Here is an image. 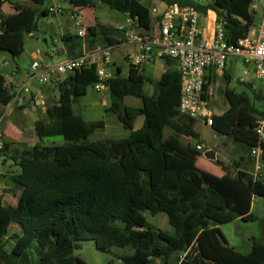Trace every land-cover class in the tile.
<instances>
[{
  "label": "trees",
  "instance_id": "trees-1",
  "mask_svg": "<svg viewBox=\"0 0 264 264\" xmlns=\"http://www.w3.org/2000/svg\"><path fill=\"white\" fill-rule=\"evenodd\" d=\"M0 0V51L13 57L24 52L25 35L39 30V20L48 16L41 6L50 0ZM74 6L72 12L108 6L137 18L149 30L153 23L152 0H60ZM194 7L205 15L213 11L224 22L226 40L235 44L246 38L255 26L253 0H160ZM9 3L14 10L6 13ZM99 40L101 32L123 33L113 26L90 28ZM66 37L65 39H70ZM107 40L106 44L115 43ZM166 71L158 81L145 76L143 67L130 66L137 77H124L121 68L110 69V105L106 111L130 131L125 138L108 136L93 139L104 130V120L88 121L74 105L97 82L95 66L68 75L51 90L58 97H47L46 117L34 123L39 140L61 136V144H35L22 152L10 142L0 151L20 167L10 176L14 204L0 195V264H88L75 255L81 242L94 241L96 248L118 254L126 264H264V240L254 239L248 253L229 245L220 226L237 219L255 221L252 213L256 197L264 198V181L240 173L237 177L217 176L198 165L202 150L185 145L182 137L197 135L195 120L180 114L182 77L173 60L164 59ZM206 94L212 80L206 76ZM153 85V94L145 85ZM6 77L0 72V105L3 111L11 100ZM47 95V94H46ZM258 100L262 93L255 92ZM132 97L140 107L126 104ZM230 107L214 116L217 132L251 149L258 143L255 126L264 120V109L257 110L244 93L227 89ZM144 121L135 129L138 117ZM166 128L172 130L167 136ZM264 149V144H262ZM165 213L172 232L164 231L143 218ZM17 224L21 234L7 251L3 238Z\"/></svg>",
  "mask_w": 264,
  "mask_h": 264
},
{
  "label": "built area",
  "instance_id": "built-area-1",
  "mask_svg": "<svg viewBox=\"0 0 264 264\" xmlns=\"http://www.w3.org/2000/svg\"><path fill=\"white\" fill-rule=\"evenodd\" d=\"M259 1L264 8V0H253V5ZM50 14H62L63 3L60 0H50ZM151 16L157 20L155 34L130 33L124 41L127 47L125 62L129 66L143 67L156 60L170 59L176 64V69L182 77L181 99L178 110L181 115L196 121H203L212 126L214 113L210 102L203 97L207 82L206 72L210 68L223 71L231 57L241 59L247 66L253 67L256 78H264V12L262 21L249 35L235 44L226 40L224 22L215 20L214 33L211 38L203 36L201 14L194 7L173 3L163 10L150 8ZM71 19L77 34H86L85 18L80 11L71 13ZM128 19H133L128 15ZM112 45L99 47L94 51L69 57L58 63L41 62L36 59L31 68L20 79L16 73L6 78V87L11 96L9 103L0 112V151L4 149L6 130L4 121L14 107L33 103L35 106H46L42 99L45 88L55 87L70 74L87 66H95L97 82L94 89L98 93L110 91L109 80L113 74L111 65ZM38 53H40L38 51ZM0 59V63H3ZM258 143L250 149V155L255 159L254 180L264 181V120L255 126ZM198 150H203V144H197ZM1 157V155H0ZM157 264L160 260L157 259Z\"/></svg>",
  "mask_w": 264,
  "mask_h": 264
},
{
  "label": "rangeland",
  "instance_id": "rangeland-1",
  "mask_svg": "<svg viewBox=\"0 0 264 264\" xmlns=\"http://www.w3.org/2000/svg\"><path fill=\"white\" fill-rule=\"evenodd\" d=\"M21 4H26L25 0H18ZM157 5L161 7V1L156 0ZM63 3V2H62ZM69 3L64 4V11L62 14H50L47 18L41 17L39 20V30L32 35H25V47L24 52L19 57H13L11 54L7 52L0 51V59L5 60L3 63H0V72L6 77H10L17 69H21V71L17 74L18 78L23 77L22 74L25 73L26 70L31 68V64L35 58V52L38 49L41 51H47L50 48H53V43L49 41L46 43L44 41L45 32L50 29L52 26L54 31L59 34L61 32L60 29V19L63 22H68L71 19V13L68 11L67 7ZM49 5V2L46 1L40 9L45 8ZM151 5V4H150ZM5 10H11L9 4L5 5ZM256 8V18H255V26L253 29H256L260 22L262 21L264 8L261 2L257 1L255 4ZM85 20L88 21L90 19H94L95 16L98 19L110 23H118V24H126V14L119 12L115 9H111L108 6L98 5L96 8H87L80 11ZM45 19V20H43ZM43 20V21H42ZM31 36H34L32 38ZM49 39V36L47 37ZM43 55V52H42ZM119 61L120 59L117 58ZM59 60V58L57 59ZM60 62V61H59ZM237 62V69L234 72L233 80L229 83V87L231 89H241L243 86L238 84V80L247 79L254 84V92L262 93L264 96V78L258 79L255 77L253 72V67L250 66V73L248 75L243 74V68L245 64L240 59ZM58 63V61H56ZM122 63V69L126 73L129 68L128 65ZM217 83L213 84V88H216ZM145 89L148 93L152 92V86L147 84ZM253 91H249V98L251 104L257 110L264 109V99L258 100ZM58 92V91H57ZM247 92V91H246ZM217 99L219 101V97H221L220 104L215 106L216 111L227 109V105L229 106V102L226 100V96L224 94V87L221 90L217 91ZM102 100L110 103V94L107 93H98L94 89V87H89L86 95L82 96L77 102L78 107L83 106H98L102 102ZM141 103L140 100L128 97L126 99L127 105L138 106ZM216 103V102H215ZM31 103L28 107L25 108L26 113L19 111L18 107H14L10 114L6 117L3 125L4 129L7 132L9 142L12 143V150H17L18 152H22L25 149L31 148L37 143L42 145H51L61 144L64 140L61 136L49 137L43 139V141L39 140L35 134L34 123L39 119H44L46 117L45 111L42 110L41 106L37 107V111L32 109ZM77 107V106H76ZM91 120H104L106 123V128L104 130L98 131L93 139H100L101 137L108 136L112 138H125L129 136L130 131L125 129L122 124L118 121L117 116L113 112H109L102 109H97L95 113L90 118ZM262 119H260L261 121ZM143 117L140 116L136 120L135 129L142 127L143 125ZM168 132H172L169 128H166L165 133L167 135ZM205 140H207L206 146H210V142L212 143V132L209 131L207 133L202 134ZM197 140L193 138L192 142L195 143ZM210 140V142H209ZM184 141V139H183ZM242 145V144H240ZM244 146V145H243ZM246 147V146H245ZM20 172V167L17 166L14 161L10 157L1 156L0 157V193L4 194V198L7 202L14 204L16 199L12 193H5L2 191L5 186L4 181L10 182V176ZM9 183L6 184V186ZM10 190V189H9ZM252 213L255 214L258 219L255 221H245L243 219H237L233 222L223 224L220 226L223 234L225 235L229 245L234 247L237 251L241 253H248L252 248V242L254 239L264 240V198L256 197L253 201ZM143 218L146 222L154 225L164 231L172 232V227L168 222V217L165 213H160L158 215H151L149 213H144ZM81 248L75 251V255L79 257V259L88 264H126L121 259L118 258V254L129 252L122 251L120 248H114L111 252H103L96 248L94 241H83L80 243Z\"/></svg>",
  "mask_w": 264,
  "mask_h": 264
},
{
  "label": "crops",
  "instance_id": "crops-1",
  "mask_svg": "<svg viewBox=\"0 0 264 264\" xmlns=\"http://www.w3.org/2000/svg\"><path fill=\"white\" fill-rule=\"evenodd\" d=\"M155 1L156 0L151 1L150 8L155 6L160 11L163 10L165 7V4L161 2L162 6L159 7L157 5V2H155ZM63 3L66 4V2H63ZM6 4H9V3H6ZM5 5L3 6V10L6 13L14 12V10L12 9L10 4L9 5L11 7V10L6 11L4 8ZM66 7H67L68 11H70V13H72L74 6H72L71 4H68V6H66ZM45 8H47V6ZM252 8H253V10H255V12H257L256 8H255V4L252 6ZM75 9H78L79 11L82 10L80 7H77ZM54 15L57 16V14H54ZM48 16L43 15L42 17L47 18ZM58 19H60L59 26H60L61 32L59 34H57L54 31V28L51 26L50 29L48 31H46L45 35H44L45 36L44 41L46 43L51 41L54 44L53 48H50L47 51H41V49H38L35 52L34 60L38 59L41 62H48L49 61V62L56 63V61L59 62V61L65 60L69 57H75V56L81 55L82 53L94 51L99 47H104V46L110 45V44H106L107 40L110 41L112 39H116L118 41L111 44L112 46L115 47V49L112 52L111 65H113V68H116L117 66L120 67L121 68V75L124 77H130L131 75H134L133 77H137L138 75L141 74L139 71H136V70H135V72H132V69L130 68L129 65H128L129 70L126 73L122 69V63L121 62L126 64L125 57H126L127 47H125L124 41L126 40L127 36L130 33L155 34L157 31V26H156L157 20L154 17H153V23H152L151 28L149 30H146L144 28H141L135 20L130 21L128 19L127 14H126V24H118L116 22L110 23L109 21L104 22V21L98 19L97 16H95L94 19H90L88 21L85 20L86 29H87L86 34L82 37H79L77 34V29L75 28V26L73 24V21L69 20L68 22H63L61 20V18H58ZM216 19H217V15L213 11H209L207 14H205L201 17L200 22H201V28H202L204 37L211 38L213 36L214 23H215ZM43 20H45V19H43ZM97 25H109V26H113L115 29H118L119 31H121L123 28L127 29V31L123 32V33L107 32L106 35H104L101 32V35H99V40H98L97 38H95L93 36V34L90 31V28L96 27ZM48 36H49V39L47 38ZM68 36L71 38L65 39ZM31 37L34 38V36H31ZM24 47H25V43H24ZM38 51L40 53H38ZM42 52H43V55H42ZM58 58H59V60H57ZM117 58H119L120 61ZM238 60H240V59L235 58V57H231L228 60L227 65L223 71H218L214 68H210L206 72V76L208 77V79L212 80V82H213L212 85L210 86L209 92L206 94V96L208 97V100L210 102L214 116L222 115L230 107V103H229V106L227 105V109H225V110L216 111V109H215L214 104H216V105L220 104V101L222 99L221 97H219V101H216V99L218 97L217 91L221 90L222 87H224L225 96H226L227 89H230V90H234L237 93H244L250 101L248 92L254 90V84L251 81L244 79V78L241 80H238V84L243 86V88H241L239 90L231 89L229 87V83L233 80V76H234L233 74L238 67L237 62H236ZM166 69H167V67H166L165 62L163 60H156L150 64L145 65L143 67V73L149 79H151L153 81H158V80H160V78L162 77V75L164 74ZM249 69H250V66H247L245 64V67L243 68V71H242L245 76L250 73ZM109 70L113 73V71L110 68H109ZM20 71H21V69H17L15 71L16 79H20V78H18V75H17ZM27 71L28 70H26L25 73L22 74V76H24ZM215 83H217L216 88H213V84H215ZM147 84H150L152 86V89H153V85L151 83H147ZM145 91L149 95L153 94V90L151 93H148L146 89H145ZM254 94H255V92H254ZM50 96H52V97L54 96L57 98L58 97L57 90L56 89L51 90L50 88H45L43 91V94H42V97H43L42 99L44 100V103L47 102V97L49 98ZM226 100L228 101L227 97H226ZM29 104L30 103L26 104L25 106H19L18 110L26 113L25 108L28 107ZM31 105L30 106L32 107V109L34 111H37L36 109L39 105L35 106L33 103H31ZM109 105H110V103L102 100V102L100 104H98V106H91V107H89V106L78 107V105L76 103L74 105V109L77 113L82 115L86 120L96 121V120L90 119L91 116L93 115V113H95V111L97 109L103 108L104 110H106L109 107ZM141 105H142V103H140L138 106H134V107H140ZM41 108L43 111H45L44 106H42ZM1 109H2V105H0V110ZM192 129L195 132V134L197 135V140L195 141V143L192 142L194 137H185L184 136L181 138V140L185 145H187V144H190L191 146H196L197 144H203L204 145L201 156L200 155L198 156V161H197L200 168H202V169H204L210 173H213L217 176H223L225 174H228V175H231L233 177H237L238 175H240V173H245V174H249L250 176H252V178L254 180V177H253L254 173L253 172H254L256 162H255V159L252 158V156L250 155V149L249 148L245 147L244 144L240 145L241 143L234 142L231 138L220 134L219 132H217L215 130L213 125L209 126L203 121H196L195 120L193 122ZM208 131L210 133L212 132L211 139L213 141L211 143L209 140L210 146L207 147L206 146L207 140L204 139L205 136H203L202 134L207 133ZM172 133L173 132H168L167 136H170ZM183 139H184V141H183ZM6 140H7V142H9L8 135L6 136ZM10 144H11V149H12V143H10ZM53 144H55V143H53ZM53 144H51V145H53ZM208 149L215 151L216 157H217L216 160L208 159L204 155V152ZM7 183H9V184L6 186ZM4 184H5V186L3 187L2 191H4L6 193L9 189H11V186H10V182H7V181H4ZM0 195L3 196L4 194L0 193ZM251 211H252V209H251ZM20 234H21V228L17 224H13L10 227L7 235L3 238V242H4V245H5V248L7 251H10L14 247V245L16 244V242L18 240V236Z\"/></svg>",
  "mask_w": 264,
  "mask_h": 264
},
{
  "label": "water",
  "instance_id": "water-1",
  "mask_svg": "<svg viewBox=\"0 0 264 264\" xmlns=\"http://www.w3.org/2000/svg\"><path fill=\"white\" fill-rule=\"evenodd\" d=\"M204 155L208 158V159H211V160H216L217 157H216V153L215 151L211 150V149H208L204 152Z\"/></svg>",
  "mask_w": 264,
  "mask_h": 264
}]
</instances>
